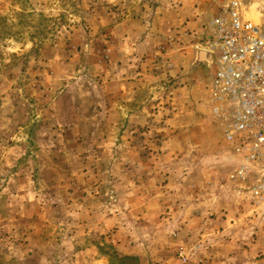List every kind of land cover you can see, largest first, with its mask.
Instances as JSON below:
<instances>
[{"label": "rangeland", "instance_id": "rangeland-1", "mask_svg": "<svg viewBox=\"0 0 264 264\" xmlns=\"http://www.w3.org/2000/svg\"><path fill=\"white\" fill-rule=\"evenodd\" d=\"M211 7L0 0V264H264L192 66Z\"/></svg>", "mask_w": 264, "mask_h": 264}, {"label": "built area", "instance_id": "built-area-1", "mask_svg": "<svg viewBox=\"0 0 264 264\" xmlns=\"http://www.w3.org/2000/svg\"><path fill=\"white\" fill-rule=\"evenodd\" d=\"M210 53L208 92L214 121L239 160L232 179L264 201V18L244 15L242 0H212L199 37Z\"/></svg>", "mask_w": 264, "mask_h": 264}, {"label": "crops", "instance_id": "crops-1", "mask_svg": "<svg viewBox=\"0 0 264 264\" xmlns=\"http://www.w3.org/2000/svg\"><path fill=\"white\" fill-rule=\"evenodd\" d=\"M244 4V15L246 18H249L253 21L262 20L264 18V14L261 12L262 8L257 12L255 9V5L257 3L256 0H242Z\"/></svg>", "mask_w": 264, "mask_h": 264}, {"label": "water", "instance_id": "water-1", "mask_svg": "<svg viewBox=\"0 0 264 264\" xmlns=\"http://www.w3.org/2000/svg\"><path fill=\"white\" fill-rule=\"evenodd\" d=\"M211 56L207 50L198 49L196 51L195 60L192 64L193 67H197L199 65L208 66L210 62Z\"/></svg>", "mask_w": 264, "mask_h": 264}, {"label": "trees", "instance_id": "trees-1", "mask_svg": "<svg viewBox=\"0 0 264 264\" xmlns=\"http://www.w3.org/2000/svg\"><path fill=\"white\" fill-rule=\"evenodd\" d=\"M125 258H127V257H125Z\"/></svg>", "mask_w": 264, "mask_h": 264}]
</instances>
